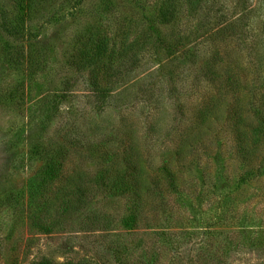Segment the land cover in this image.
I'll return each instance as SVG.
<instances>
[{"label": "rangeland", "instance_id": "1", "mask_svg": "<svg viewBox=\"0 0 264 264\" xmlns=\"http://www.w3.org/2000/svg\"><path fill=\"white\" fill-rule=\"evenodd\" d=\"M206 1L194 13L184 1L166 26L162 0H40L18 40L0 0V264H264V146L259 178L242 182L227 119L239 97L253 124L264 93V0ZM126 33L142 47L137 67L116 61L121 81L100 102L73 57L89 35ZM60 147L69 155L50 182ZM130 174L137 192L109 190ZM77 178L91 195L62 213Z\"/></svg>", "mask_w": 264, "mask_h": 264}, {"label": "trees", "instance_id": "2", "mask_svg": "<svg viewBox=\"0 0 264 264\" xmlns=\"http://www.w3.org/2000/svg\"><path fill=\"white\" fill-rule=\"evenodd\" d=\"M14 5L15 16L7 24L6 30L15 39L24 38V33L28 28V23L32 20L34 10L40 0H11ZM43 1V0H42ZM187 2L191 13L202 10V3L207 4L205 0H162L161 7L157 14V21L160 25H169L176 20L183 2ZM212 7L216 5L213 0ZM211 15H209L208 19ZM205 20V16L203 18ZM129 34L126 33L122 36L120 41L116 39V36H109L108 34H92L83 41L80 48L77 50L73 57L72 65L78 72H85L89 70V83L95 94V97L103 102L108 99L111 89L107 85H112L121 81V70L115 67V62L121 68L124 64L128 69L124 70L126 73L129 71V67H137L136 63L139 61V55L142 51V47H139L138 38L129 40ZM186 57L190 59L193 55L189 50L185 53ZM131 68V69H132ZM130 72V71H129ZM119 73V74H118ZM214 78L216 73L208 70L206 72ZM258 75L254 76L253 82L258 81L256 79ZM116 80V81H114ZM227 85L230 88H235L242 85V79L235 76L233 72H228L226 77ZM252 81V80H251ZM249 83V82H248ZM66 90L69 91L73 87V82L67 80L65 82ZM244 86V82H243ZM67 97V94H63V98ZM242 102L239 97H235V107L232 110V114L227 116L229 121L231 120L232 130L235 135V143L237 148V156L241 161V168L243 175L241 176L242 182L251 181L259 178L261 172V165L258 164V159L261 157L264 146V93L260 99V105L255 109L252 117L255 119L253 124H248L249 121L246 117L242 116ZM236 108V109H235ZM215 104L212 100L209 101L207 107L201 112L203 120H207L211 115H214ZM245 124V125H244ZM247 125V126H246ZM242 127H248L250 133L241 130ZM58 155L60 157V163H53L49 161L46 166V174L50 182L58 179L62 176L66 158L68 157V151L65 148L60 147ZM103 163L110 162L111 157L105 159L102 156ZM112 164V163H110ZM125 165L132 173H136L137 166L132 159L125 160ZM125 168V170H127ZM127 170V171H128ZM164 173L167 175L170 173V168L167 166L163 168ZM108 172V171H106ZM106 172H102L98 176V182L101 187L107 188L110 185ZM130 174L132 182L126 181V177L116 180L113 186L109 189L112 193L116 192L122 194L125 192H137L140 185L136 175ZM135 178V179H134ZM78 179V178H77ZM96 184V183H95ZM98 185V186H99ZM120 192V193H119ZM125 194V193H124ZM91 193L84 186L82 180L78 179L69 183L60 196L61 199V211L66 213L69 209L74 208V205H78V209L82 207L87 201L85 197L89 198ZM75 209H77L75 207ZM35 225L43 232L49 233L50 228L44 226L41 222L35 223ZM38 264H50L46 261H42Z\"/></svg>", "mask_w": 264, "mask_h": 264}]
</instances>
